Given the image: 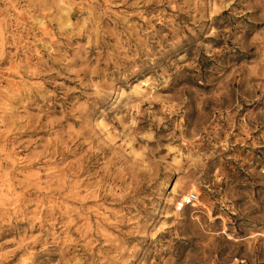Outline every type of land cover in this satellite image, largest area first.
Returning a JSON list of instances; mask_svg holds the SVG:
<instances>
[{
  "label": "rangeland",
  "instance_id": "374dc122",
  "mask_svg": "<svg viewBox=\"0 0 264 264\" xmlns=\"http://www.w3.org/2000/svg\"><path fill=\"white\" fill-rule=\"evenodd\" d=\"M13 1L0 142L30 164L0 264H264V0Z\"/></svg>",
  "mask_w": 264,
  "mask_h": 264
},
{
  "label": "bare ground",
  "instance_id": "6f19581e",
  "mask_svg": "<svg viewBox=\"0 0 264 264\" xmlns=\"http://www.w3.org/2000/svg\"><path fill=\"white\" fill-rule=\"evenodd\" d=\"M9 4H11V7H13L14 11H17V8L15 5H13L14 1L13 0H8ZM60 2L63 4V6H67L70 8V4H68L64 0H60ZM3 16V12L0 11V55L3 53V46H5L6 41H5V35L7 33V28L4 27L3 24V19L1 18ZM42 17L41 20H39V24L41 26V31L43 34H48L49 30L47 27L46 21ZM71 16L69 10H67L66 14V22H69ZM13 69H16L15 71L9 72L8 75L11 76L8 78V80L5 81V86L1 87L0 86V97H3L6 101L9 96H12L14 93L19 92L21 88L27 87L26 82H22L21 80H18V78H22L19 70H18V65L13 64L12 65ZM253 79V77H248L246 80H237L235 82V85L240 88V86H245L246 88L244 89L243 94H248V89H247V84H250V81ZM1 83V81H0ZM143 85L147 87L146 82H142L141 84H137L133 86V89L131 91L130 96L138 97L141 96L144 92ZM3 100L2 103H0V126H2V123L5 121V119L2 117V114L5 112L6 107L9 105L7 102ZM121 100V97H117L115 99V102H119ZM1 128V127H0ZM3 160L6 162V165H3L2 162ZM29 160L16 156L15 153H13L11 150H9L5 142H0V219H10L12 218L13 215L19 214L22 211V200L20 199V196L16 192V187H15V181L13 180V174L11 173L12 170H9V167L17 168V167H23L24 165H29ZM34 167V166H33ZM32 166L27 167L28 170H25L27 175L24 177L29 179H32L34 181V184L36 186L41 185V179L42 176L40 175L41 170L39 169L40 166H38L35 169ZM55 172L54 167H48L45 170V173L48 175L53 174ZM171 196L165 198L166 203H170L172 200H174L175 196H184V193H179V190L176 189L175 187L171 189L170 192ZM93 196V194H92ZM52 200H47L46 201H41L39 207H43L45 204L50 207L53 206ZM38 203V202H36ZM193 207L199 208V204L195 203L193 204ZM52 208V207H50ZM63 208H61L62 214H67V211H63ZM39 215V211L37 212ZM97 214L100 215V217H103L104 220V215L107 214L106 211H101L100 209H97Z\"/></svg>",
  "mask_w": 264,
  "mask_h": 264
},
{
  "label": "built area",
  "instance_id": "2783aa9c",
  "mask_svg": "<svg viewBox=\"0 0 264 264\" xmlns=\"http://www.w3.org/2000/svg\"><path fill=\"white\" fill-rule=\"evenodd\" d=\"M197 199L198 195L195 192H191L181 197L179 201L174 204L175 211L177 213L184 211L186 207L193 205Z\"/></svg>",
  "mask_w": 264,
  "mask_h": 264
}]
</instances>
